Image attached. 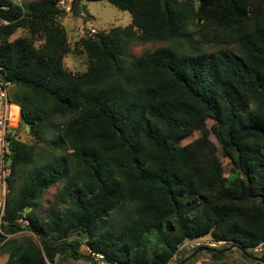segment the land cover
Segmentation results:
<instances>
[{"label":"trees","instance_id":"trees-1","mask_svg":"<svg viewBox=\"0 0 264 264\" xmlns=\"http://www.w3.org/2000/svg\"><path fill=\"white\" fill-rule=\"evenodd\" d=\"M0 1L11 5L0 65L34 139L12 144L7 264L90 260L82 244L111 264H167L179 251L176 264H192L199 247H182L205 235L227 242L209 250L215 260L229 246L252 256L264 241V0H108L132 22L81 37L84 72L65 65L57 0ZM150 42L166 44L127 62L131 44ZM26 229L38 241L7 238Z\"/></svg>","mask_w":264,"mask_h":264},{"label":"rangeland","instance_id":"rangeland-1","mask_svg":"<svg viewBox=\"0 0 264 264\" xmlns=\"http://www.w3.org/2000/svg\"><path fill=\"white\" fill-rule=\"evenodd\" d=\"M27 5L31 0H22ZM33 1V0H32ZM78 14H67L63 16V22L68 32V40L72 45V52L65 58V65L68 69L75 72H84L87 70L88 57L86 53L82 50L81 46L78 44L81 37L87 34L88 29L94 28L98 32H108L110 29L116 26L125 27L132 22V15L127 10H122L115 5H113L108 0H80L78 4ZM23 31L19 30L17 34L13 37L16 38L23 35ZM164 42H154V43H144V44H131L127 52V62L134 60L139 56L144 50L151 49L154 50L161 45H165ZM11 96V93H10ZM11 100H13L11 96ZM17 115V114H16ZM211 125V122L209 123ZM20 136L22 141L32 144L34 142L33 137L29 134L28 128L25 124L20 125ZM199 131L193 132L189 137L182 140V144L191 142L192 140L200 136ZM51 136V134H50ZM210 138L218 147V155L221 162L226 169V175H229L231 169V161L225 156L224 151L217 141L216 137L211 134ZM16 141L13 139L12 144ZM61 188V184H57L42 193V197L35 207L38 218L42 219L44 210L48 207L49 201H51L56 195L57 191ZM21 235H31L36 241L37 237L28 229L19 232L18 234L11 235L8 238H16ZM203 240L204 242L211 241L210 235H205L203 237L197 238ZM205 244L204 246H206ZM212 248H223L226 244L220 245ZM208 247V245L206 246ZM231 247V246H229ZM228 247V248H229ZM225 251V254L221 259L215 260L212 258V253L209 250H203L196 257L192 264H264L260 261V257L255 253H250L252 256H244L242 250L239 247H234L231 250ZM223 253V252H222ZM8 254L5 252L0 253V264H7ZM56 264H93L90 260L86 258L79 259L77 261L72 259H67L66 257L58 258Z\"/></svg>","mask_w":264,"mask_h":264},{"label":"built area","instance_id":"built-area-1","mask_svg":"<svg viewBox=\"0 0 264 264\" xmlns=\"http://www.w3.org/2000/svg\"><path fill=\"white\" fill-rule=\"evenodd\" d=\"M32 1V0H31ZM80 0H57V7L60 9L63 16L73 13L76 4ZM14 5L25 10V2L22 0H12ZM11 5L4 4L0 1V12L10 10ZM10 21L4 16L0 15V25H7ZM90 33H98L94 28L88 29ZM4 68L0 65V235H4L3 227L7 224V201L9 186L8 181L12 175V141L13 139L22 140L20 136L21 121V107L16 102L11 100L10 87L11 82L4 77ZM6 74V72H5ZM17 114V115H16ZM17 223L26 226L29 221L26 219L24 213L17 219ZM15 235V234H11ZM7 235V238L11 236ZM6 240V239H5ZM216 247V244H227L225 240H211L204 242L200 239H191L187 241L182 248L193 250L204 246ZM206 245V246H207ZM251 252L257 254L264 262V241L260 242L249 249ZM81 251L89 256L93 264H111L106 255L102 252L96 251L87 244L81 245ZM182 257L181 251L176 253L173 259L167 264H176Z\"/></svg>","mask_w":264,"mask_h":264},{"label":"water","instance_id":"water-1","mask_svg":"<svg viewBox=\"0 0 264 264\" xmlns=\"http://www.w3.org/2000/svg\"><path fill=\"white\" fill-rule=\"evenodd\" d=\"M233 248H234V246H231V247L228 248V250H231ZM203 250H212V248L206 247V246L199 247V251H203ZM260 261H262V260H260Z\"/></svg>","mask_w":264,"mask_h":264},{"label":"clouds","instance_id":"clouds-1","mask_svg":"<svg viewBox=\"0 0 264 264\" xmlns=\"http://www.w3.org/2000/svg\"><path fill=\"white\" fill-rule=\"evenodd\" d=\"M211 248V247H210ZM263 262V261H262Z\"/></svg>","mask_w":264,"mask_h":264}]
</instances>
